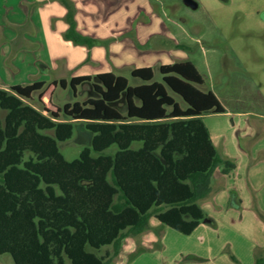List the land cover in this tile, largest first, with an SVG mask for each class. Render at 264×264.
Listing matches in <instances>:
<instances>
[{"label":"trees","instance_id":"16d2710c","mask_svg":"<svg viewBox=\"0 0 264 264\" xmlns=\"http://www.w3.org/2000/svg\"><path fill=\"white\" fill-rule=\"evenodd\" d=\"M60 1L65 39L87 48L99 43L77 30L73 2ZM158 70L160 81L152 66L133 68L130 75L141 80L134 85L108 71L0 87V253L14 264H109L122 239L146 231L152 216L183 234L207 218L197 201L212 171L221 166L229 174L235 163L216 150L202 115L225 108L202 87L193 61ZM82 83L97 96L54 103L56 88L71 87L76 96ZM34 93L38 106L30 102ZM121 99L124 112L116 106ZM75 121L93 133L91 148L67 160L57 143L72 137ZM134 141L141 145L131 147ZM112 144L113 155L91 153ZM253 264H264L263 254Z\"/></svg>","mask_w":264,"mask_h":264},{"label":"crops","instance_id":"0c3cea01","mask_svg":"<svg viewBox=\"0 0 264 264\" xmlns=\"http://www.w3.org/2000/svg\"><path fill=\"white\" fill-rule=\"evenodd\" d=\"M70 1L77 30L100 41L91 48L63 36L68 29L67 9L60 0H0L1 88L114 72L124 65L139 68L172 62L173 53L155 56L157 51L148 49L159 25L158 16L147 11L149 5L142 12L146 1ZM238 91L229 98L232 107L213 91L225 111L202 115L216 150L235 166L229 174L221 172V166L212 171L203 196L208 202L201 206L207 218L188 234V247L175 249L173 262L184 253L204 257L205 264H253L257 255L264 256V111L260 109L264 97L259 94L257 101L249 102ZM213 117L223 118L214 121ZM153 218L146 231L122 239L119 256L156 241L153 229L159 225ZM157 241L167 246L165 239ZM153 253L146 258L152 263L162 257L161 252Z\"/></svg>","mask_w":264,"mask_h":264},{"label":"rangeland","instance_id":"374dc122","mask_svg":"<svg viewBox=\"0 0 264 264\" xmlns=\"http://www.w3.org/2000/svg\"><path fill=\"white\" fill-rule=\"evenodd\" d=\"M143 1L147 2V7L142 8V12H145L149 5L150 9L147 11L152 12L154 17L158 16L156 23L159 25V32L157 31V35L151 39L152 47L148 49L163 52H156L155 56L171 52L173 54L169 55V58L172 62L186 59L193 61L205 80L202 87L212 89L230 107V99L239 89L243 92V98L249 102L257 101L259 94L264 97V0H195L198 4L196 9L185 5L183 0ZM131 66L134 65H124L114 72L127 77L131 85L139 84L141 80L130 75L133 68ZM152 66L155 70L153 79L160 81L159 65L153 63ZM70 88H56L53 94L54 103L63 106L67 102L83 101L88 97L97 96L90 83L80 84L76 96ZM173 95L181 105H186L178 95ZM33 96L34 99L30 102L38 106L36 94ZM116 106L121 112L125 111L124 100H118ZM236 106L237 104L233 107ZM260 109L264 111L263 107ZM2 115L4 116V110L0 109V116ZM218 118L222 121L223 117H213V120L217 121ZM207 119L206 117L205 120ZM45 132L53 135V130ZM92 135L93 133L85 128V122L75 121L72 137L66 141H58L57 145L63 156L72 160L79 156L83 148H91ZM140 145L141 142L134 141L131 147L138 148ZM116 149V144H112L102 152L91 149V153L113 155ZM207 202L204 197L197 201L200 206L206 205ZM155 221L159 225L153 229L155 242L146 246L140 245L139 249L136 248V251L125 257L118 254L109 264H205L204 257L196 259V256L191 257L185 253L173 262L171 258L175 249H185L189 246V242H186L188 234ZM159 239H165L167 246L163 245V241L162 244L157 241ZM107 248L112 250L111 246ZM150 252H154L153 255L161 252L162 257L152 263L146 259L151 256ZM0 264L14 262L9 254L0 253Z\"/></svg>","mask_w":264,"mask_h":264},{"label":"water","instance_id":"95a60500","mask_svg":"<svg viewBox=\"0 0 264 264\" xmlns=\"http://www.w3.org/2000/svg\"><path fill=\"white\" fill-rule=\"evenodd\" d=\"M184 4L192 8H197V2L195 0H183Z\"/></svg>","mask_w":264,"mask_h":264}]
</instances>
